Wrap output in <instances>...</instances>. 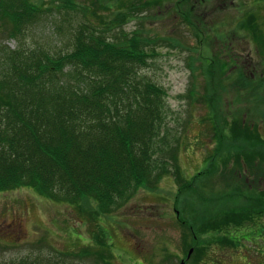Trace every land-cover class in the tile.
I'll use <instances>...</instances> for the list:
<instances>
[{
    "label": "trees",
    "instance_id": "16d2710c",
    "mask_svg": "<svg viewBox=\"0 0 264 264\" xmlns=\"http://www.w3.org/2000/svg\"><path fill=\"white\" fill-rule=\"evenodd\" d=\"M170 1L176 12L173 19L183 21L182 26L198 39L189 56L191 78L197 67L209 78L214 75L212 61L196 53L207 49L213 36L222 40L228 30L254 34L260 30L261 34L257 21H251L257 20L253 7L262 4L257 0L251 4L252 12L245 9L244 16H238L232 11L234 15L223 17L219 26L200 15L194 24L191 10L184 9L185 0ZM166 2L0 0V192L28 188L52 202L78 206L92 200L99 214L124 204L138 189L157 191L162 179L173 173L168 165L176 160L177 149L167 146L164 135L167 93L146 73L158 49L165 44L180 46L158 31ZM43 8L63 12L55 16L56 33L61 35L65 27V39L54 45L43 46L32 39L35 25L45 14ZM130 22L135 24L126 30ZM5 38L14 39L15 47L5 44ZM197 56L202 61L199 66ZM236 68L240 76L236 84H248L249 78H242L241 68ZM196 89L197 84L191 85L189 93ZM236 123L228 126L231 143L219 138L215 157L228 153L223 169L233 158L258 170L264 166V139L253 140L257 143L249 150L247 128ZM215 157L207 159L204 173L197 174L195 188L186 184L179 168L175 170V205L182 204L180 224L192 235L196 232V237L219 233L229 235L232 243L248 242L250 233L262 237L264 227L251 223L264 217V191L252 188L248 194L234 177L228 185L216 187L212 181L219 170ZM215 205L223 215L228 211L232 218L227 221L235 225L215 219ZM247 229L252 230L244 232ZM6 264L61 263L35 256Z\"/></svg>",
    "mask_w": 264,
    "mask_h": 264
},
{
    "label": "rangeland",
    "instance_id": "374dc122",
    "mask_svg": "<svg viewBox=\"0 0 264 264\" xmlns=\"http://www.w3.org/2000/svg\"><path fill=\"white\" fill-rule=\"evenodd\" d=\"M29 1L42 4L50 0ZM185 1L184 9L191 10L194 24L197 25L200 15L203 21L210 24L213 21V25L219 26L226 15L243 13L244 16L245 9L252 12L251 4L256 0ZM257 1L258 5L261 2L263 5L253 10L260 11L262 19L251 21L261 24L260 37V30L256 34L228 30L224 39L213 36L207 49L196 52L201 58L212 61L214 75L210 78L203 75L201 67H197L191 78L189 56L198 39L182 26L183 21L173 19L174 3L166 2L167 12L160 13L158 31L180 46L165 44L158 49V56L146 73L167 93L164 135L167 146L177 149L176 160L166 157H171L173 163L168 168L173 173L162 179L157 191L153 187L138 189L124 204L99 214L92 200L78 206L52 202L28 188L0 192V264L35 256L58 259L61 264H264V231L258 238L250 233L252 229H247L244 232L250 233L248 242L241 243H232L229 235L219 233L196 237V232L193 236L176 220L182 204L173 206L178 190L175 170L179 168L178 172L188 181L186 184L197 187V174L208 169L207 159L215 157L219 138L223 136L226 143H231L229 124L236 121V125L247 128L245 138L250 139L246 144L249 150L257 143L253 140L264 138V0ZM43 10L45 14L35 25L32 39L43 46L54 45L56 40L65 39V27L60 29L61 35L56 33L59 21L55 16L63 12ZM134 24L128 23L126 30ZM4 42L11 48L16 45L14 39L5 38ZM231 58L235 59L233 65L230 62L227 66L219 64ZM247 58L251 59L247 62ZM201 63L197 56L195 65ZM236 67L241 68L242 78H249L246 79L248 84H236L235 80L240 78ZM193 84H197L196 92L189 93ZM234 86L239 88L237 92ZM227 155L215 157L219 170L212 181L216 187L228 185L234 177L248 194L253 193L252 188L264 191V166L257 170L248 167L243 159L236 163L232 158L223 169L222 160ZM194 205H197V196ZM212 210L215 219L230 222L227 220L232 216L228 211L223 215L219 205ZM231 225L235 224L231 221L227 226ZM251 225L264 227V217Z\"/></svg>",
    "mask_w": 264,
    "mask_h": 264
}]
</instances>
